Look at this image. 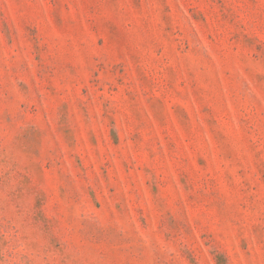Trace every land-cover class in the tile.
Returning a JSON list of instances; mask_svg holds the SVG:
<instances>
[{
  "label": "rangeland",
  "instance_id": "rangeland-1",
  "mask_svg": "<svg viewBox=\"0 0 264 264\" xmlns=\"http://www.w3.org/2000/svg\"><path fill=\"white\" fill-rule=\"evenodd\" d=\"M0 264H264V0H0Z\"/></svg>",
  "mask_w": 264,
  "mask_h": 264
}]
</instances>
